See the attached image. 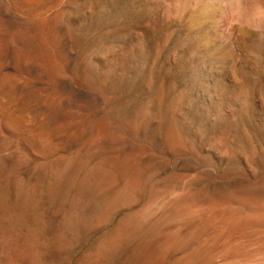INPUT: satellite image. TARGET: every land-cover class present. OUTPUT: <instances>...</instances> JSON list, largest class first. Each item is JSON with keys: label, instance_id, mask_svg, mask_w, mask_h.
<instances>
[{"label": "rangeland", "instance_id": "1", "mask_svg": "<svg viewBox=\"0 0 264 264\" xmlns=\"http://www.w3.org/2000/svg\"><path fill=\"white\" fill-rule=\"evenodd\" d=\"M20 159L138 200L151 264H264V0H0V160Z\"/></svg>", "mask_w": 264, "mask_h": 264}, {"label": "clouds", "instance_id": "2", "mask_svg": "<svg viewBox=\"0 0 264 264\" xmlns=\"http://www.w3.org/2000/svg\"><path fill=\"white\" fill-rule=\"evenodd\" d=\"M55 165L30 170L23 159L10 165L0 160V258L17 253L24 264H43L55 247L82 253L85 264H151L145 206L136 208L138 200L121 201L118 195L100 200L73 193Z\"/></svg>", "mask_w": 264, "mask_h": 264}]
</instances>
